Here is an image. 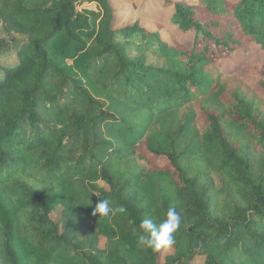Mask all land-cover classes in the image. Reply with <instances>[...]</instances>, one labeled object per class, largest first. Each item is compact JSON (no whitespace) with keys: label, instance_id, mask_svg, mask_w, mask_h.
<instances>
[{"label":"trees","instance_id":"1","mask_svg":"<svg viewBox=\"0 0 264 264\" xmlns=\"http://www.w3.org/2000/svg\"><path fill=\"white\" fill-rule=\"evenodd\" d=\"M147 1L172 42L116 26L112 0H0V264H264V62L252 87L222 68L264 53V0ZM103 199L125 211L93 215ZM170 207L161 262L138 237Z\"/></svg>","mask_w":264,"mask_h":264},{"label":"rangeland","instance_id":"2","mask_svg":"<svg viewBox=\"0 0 264 264\" xmlns=\"http://www.w3.org/2000/svg\"><path fill=\"white\" fill-rule=\"evenodd\" d=\"M143 0H112V5L114 8L115 18L117 19L116 26H132L138 23L143 28L151 31L157 32L161 38L166 42H172L173 35L171 31L167 28L166 22H164L163 14L161 13V7H156L155 4L151 5L147 1L146 5L141 4ZM76 6L78 10L82 8L94 9L93 4H89L86 0H76ZM12 36H16L11 34ZM0 38L4 41L10 42L9 35L6 33L4 25L0 22ZM21 40V39H20ZM115 42L122 45L128 56L135 58L138 56H143L147 65H155L158 67H163L164 62L161 60L157 51L155 50V44L153 42H148L147 39L140 37L139 35L128 36H117ZM243 57V58H242ZM5 60H13L14 55L8 53L3 56ZM242 58L243 61H239ZM241 62V65L237 71L240 77L244 78L246 83L252 87L257 81L258 76L256 70L264 62V53L260 51L257 47H250L248 52L243 56L233 55L230 60L223 62V71L229 72L235 69L236 66ZM212 180L214 181L215 187L219 188L222 184L219 174L212 173ZM104 186L103 184H101ZM77 236L81 240L84 238L88 227L90 226L89 219L83 214H77ZM63 219L60 221L62 222ZM172 248L168 251L161 252L160 260L169 255Z\"/></svg>","mask_w":264,"mask_h":264},{"label":"clouds","instance_id":"3","mask_svg":"<svg viewBox=\"0 0 264 264\" xmlns=\"http://www.w3.org/2000/svg\"><path fill=\"white\" fill-rule=\"evenodd\" d=\"M125 209L112 208L107 199L100 200L94 209L93 215L98 214L102 217H108L115 212H123ZM181 224V216L175 207H170L166 213V218L159 224L154 223L150 218L141 222L142 234L138 237V243L154 252L168 251L176 243L175 232Z\"/></svg>","mask_w":264,"mask_h":264}]
</instances>
